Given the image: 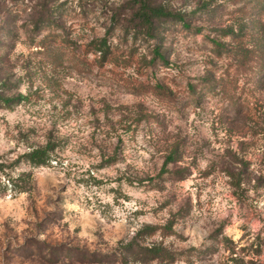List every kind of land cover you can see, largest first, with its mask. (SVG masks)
<instances>
[{
	"label": "rangeland",
	"instance_id": "rangeland-1",
	"mask_svg": "<svg viewBox=\"0 0 264 264\" xmlns=\"http://www.w3.org/2000/svg\"><path fill=\"white\" fill-rule=\"evenodd\" d=\"M0 42V264H264V0H0Z\"/></svg>",
	"mask_w": 264,
	"mask_h": 264
},
{
	"label": "trees",
	"instance_id": "trees-1",
	"mask_svg": "<svg viewBox=\"0 0 264 264\" xmlns=\"http://www.w3.org/2000/svg\"><path fill=\"white\" fill-rule=\"evenodd\" d=\"M141 11L144 12V14L147 16L148 21L147 24L151 26L152 24V18L157 16H162L163 10L159 7H151L147 4L143 3L141 4ZM53 14L50 13L49 10H47L43 15L38 17L36 21L34 22V31L37 35H39L42 30L46 28L53 27V24L55 23V20H53ZM183 23H185L183 21ZM35 47L44 48V43L42 41L34 42ZM91 51L92 53L98 55L101 60H106L110 53V45L108 43L107 37L102 38H94L91 41ZM1 46V42H0ZM155 56L163 58L160 50L158 48L155 49ZM160 88H163L162 86H158ZM3 88V87H0ZM27 96L20 94L17 97H8L4 94V92L0 89V101L1 104L5 107H12L14 104H18L23 100H26ZM53 149L52 145H47L45 147H35L27 152H25L22 156L18 157V160H15V164H18L20 162V158L25 159V162L29 163L31 166H41L46 165L49 163V160L51 159V150ZM175 152H172L165 161V165H167L169 162L176 161L177 158L175 156ZM6 168H10V165L4 164V162H0V193H5L7 191H12L15 194L22 193V192H28L31 190V181H32V173L29 171H23L18 173L17 175L9 174V172L6 171ZM165 169V167H164ZM6 171V172H5ZM3 175L9 176L6 181H4ZM148 252L151 253V257L153 259L159 258L161 256L160 248H157L156 245L151 248H145ZM174 259V258H173ZM235 260V259H233Z\"/></svg>",
	"mask_w": 264,
	"mask_h": 264
}]
</instances>
